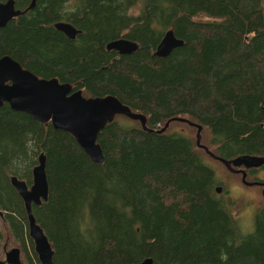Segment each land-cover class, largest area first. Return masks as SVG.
I'll return each instance as SVG.
<instances>
[{"label":"trees","instance_id":"obj_1","mask_svg":"<svg viewBox=\"0 0 264 264\" xmlns=\"http://www.w3.org/2000/svg\"><path fill=\"white\" fill-rule=\"evenodd\" d=\"M92 1L105 11L106 32L90 46L94 61L80 75L73 74L75 64L69 57L54 65L42 63L22 44L24 37L49 35L45 30H54L53 22L42 26L35 21L30 28L26 21L9 29L0 45V55L12 56L6 49L9 39L22 61L12 57L42 77H62L81 84L90 95L116 97L143 115L150 129L118 114L97 134L104 160L94 167L110 166L129 193L125 198L94 182L88 168L93 164L70 134L42 135L49 147L46 173L51 187L46 218L50 233L57 231L52 237L59 251L73 246L77 256L72 264H134L146 257L162 264L176 255L183 264H197L204 254L219 253L223 264H264V205L254 213L253 229L242 234L226 204L216 197L218 183L195 136L192 142L166 130L173 118L182 117L208 131L210 150L219 157L264 156L262 0H124L123 11L118 0ZM59 2L49 0L42 9L48 15L53 11L52 18ZM75 3L79 11L85 7L84 13L89 8L85 0ZM116 8L127 18L123 28L112 17ZM60 14L58 20L74 18ZM167 29L184 43L160 58L154 49ZM122 35L136 41L138 48L127 55L107 52L106 44ZM40 47L48 50L49 45ZM167 120L166 128L158 131ZM32 124L24 113L0 107L5 131L19 132ZM122 208L141 224L132 225L134 220L125 219ZM84 212L99 227L95 238L73 232L75 224L85 222ZM132 245L137 247L131 257Z\"/></svg>","mask_w":264,"mask_h":264},{"label":"rangeland","instance_id":"obj_2","mask_svg":"<svg viewBox=\"0 0 264 264\" xmlns=\"http://www.w3.org/2000/svg\"><path fill=\"white\" fill-rule=\"evenodd\" d=\"M75 1L76 0H60L58 9L54 13V17L51 18V16L53 15V11L48 15L47 11L45 12L43 11L44 9H42V5L47 6L49 0H37L36 6H33L32 9L29 8L31 6V0H14L19 9L23 10L24 8L28 7L29 10L26 9L24 14L13 21H9L4 27L0 28V45L3 44L5 37H9L7 35L8 31H10L9 29L12 28L13 31L14 29L20 28L21 25L26 21L30 28H33V26L35 28V24H33L35 23V21H41L42 23H40V25L42 26L46 25V23L51 24L53 22L54 26V23L60 21L58 20L56 13L58 15L61 11L62 14L60 15L62 16H74V18L67 20V22L71 23L74 28L78 30V34L74 38V41L72 40L71 45H68V43L63 40V38H66V36L55 28L54 30H45V35H47V33L49 32V35H47L46 37L37 36L36 39L24 37L22 39V44L26 46V49L28 48L27 50L29 54H31L35 60L39 59V62L42 63L44 62L46 64L54 65L57 64L58 60H62V62H64L66 58L69 57L73 60V64H75L73 65V74L80 75L82 70L85 71L86 64H91L92 61H94L93 54L92 52L90 53V51L92 50L90 49V46L93 44V42L96 41L99 36L104 35L106 32V27L103 23V19L105 18V11H101L100 9L98 10V8L93 4L95 2H93L92 0H85V6H89V8H86V12L84 13L85 7L82 11H79L78 5L75 3ZM79 1L82 2L83 0ZM123 1L124 0H118L119 8L121 7ZM262 6L264 15V0H262ZM38 7H40L41 9H39ZM119 8L115 9L116 13L113 12L112 17L114 20H117L123 28V26H127L125 24H127L128 21L121 12L123 11V9L120 8V11ZM130 12L137 14L138 11L137 9H131ZM30 28L26 30L27 34L30 33ZM55 31H57V33ZM34 39L35 41L32 42V40ZM6 42V49L11 51L14 58L22 61L18 55L20 51L16 50V48L11 45V41L9 39ZM45 43L46 45H49L48 50L40 47L41 44L44 45ZM8 44L11 47H9ZM59 47L60 50H58ZM60 64L61 63H59L58 65ZM32 70L36 75L42 76L36 70ZM59 78L64 83H71L73 86H77L71 80H66L62 77ZM83 93L84 95H89L86 91H83ZM37 124L39 123H34L28 128L15 133L5 131L0 127V210L1 207L10 205L11 207L19 210L22 213L21 216L24 215L23 209H20L19 206H16L14 202H9L7 200V196L9 194H13L11 188L7 183V178L13 175L21 180L28 181L30 168L35 161L37 150H41L42 152L44 151L45 154L47 151H49L47 142H42L43 133L41 132L40 125ZM166 130L168 132H178L189 138L192 142L194 141L195 128L187 125L186 123L171 121L169 122ZM199 135V142L206 146L209 150H212L213 145H209L208 131L205 128H202ZM203 160L205 161V164L213 170L214 179L218 183V185L216 186H219L221 188L220 191L216 193V197L218 196V198L226 204V208L231 217L235 220L238 230L242 234L250 232L253 229L254 213L256 209L264 205V196L261 195L260 186L255 187L244 185L240 181L239 174H233L227 171L220 162L214 160L204 153ZM87 161L89 162V159ZM90 163L92 164L91 161ZM94 165L96 164H93L92 166L90 165L88 168L90 169V172L94 174L95 177H93V179L96 184H100L103 190L118 194L120 197L125 198L126 196H129V193L124 188V185L119 179V176L111 169L110 166L104 165L101 168H97L94 167ZM257 176L261 179H264V168L258 170ZM245 179L250 180L251 175H247ZM94 191L95 189L93 188V195ZM49 194H51L50 186L48 187L47 197L49 196ZM41 200L42 198H40V201ZM40 201L39 204H33L34 206L30 208L31 215L34 217L38 224L42 225V228H45V231L48 234H51L49 222L46 218L49 217L50 213V208L49 206H47V198L41 203ZM88 204L89 203H87V205ZM68 212H71L69 209V205ZM121 213L125 219L129 221L134 220L132 225L136 226L141 224L140 219L132 217L133 215L126 208H122ZM83 216L85 222L80 221V223L75 224L76 228L73 232H75V234H78L79 236L80 234L84 237L91 235L95 238L98 231L96 230V228L99 227L96 224H92V222L86 217L85 212L83 213ZM24 226V222H22L21 227ZM5 227L6 225L4 223V227L0 228V232L1 229H4ZM97 239L100 240L99 237ZM70 247L65 246L63 247L64 250L62 249V251L58 252V256L55 258L58 259L60 263L65 261L66 264H72V262L74 261L77 255L76 252H74V247ZM135 247L137 246H130L129 255L136 251ZM139 256L135 255V258ZM181 258V256L176 255L174 257H171L167 262L161 261V263L183 264ZM206 259H209V261L206 262ZM222 260L223 256L221 253L212 256L209 254H204L197 264H223Z\"/></svg>","mask_w":264,"mask_h":264},{"label":"water","instance_id":"obj_3","mask_svg":"<svg viewBox=\"0 0 264 264\" xmlns=\"http://www.w3.org/2000/svg\"><path fill=\"white\" fill-rule=\"evenodd\" d=\"M36 0H31V8ZM24 11L16 8L14 0L0 1V28L9 20L21 15ZM54 28L73 39L78 30L68 22L57 21ZM184 41L174 35L172 29L164 31L160 41L154 49V55L160 58L167 57L175 48L182 46ZM138 43L129 38H118L106 44V50H114L119 55L133 53ZM9 82V83H8ZM7 103L16 112L25 113L38 122L50 121L54 128L61 129L70 134L81 151L92 164L100 165L103 160L102 150L96 142L97 133L105 124L111 122L114 115H124L139 121L142 129L150 131L145 126V119L141 114L133 113L129 107L123 105L113 96L85 97L80 90L72 91L69 83H62L56 77L42 78L22 65L9 54L0 56V106ZM195 127V144L204 153L220 162L227 171L239 173L240 181L244 185L263 184L261 195L264 196V183L248 182L245 180L246 168H255L264 164V156L239 154L230 158L215 155L206 146L199 143L201 125L185 118H173ZM167 120L158 131H163ZM45 157L38 154L37 164L31 168V183L26 188L24 180L10 176V182L16 192L21 196L27 215L28 233L33 239L34 247L39 254L41 264H51V251L42 234L41 227L31 215V202L37 204L45 195ZM219 186L214 187L215 192L220 191ZM13 254L11 253L10 256ZM13 258V257H11ZM8 263H17L15 259H7ZM134 264H154L152 258L146 257Z\"/></svg>","mask_w":264,"mask_h":264},{"label":"flooded vegetation","instance_id":"obj_4","mask_svg":"<svg viewBox=\"0 0 264 264\" xmlns=\"http://www.w3.org/2000/svg\"><path fill=\"white\" fill-rule=\"evenodd\" d=\"M4 1V0H2ZM36 3H37V0L34 2L33 6H36ZM16 8H18V6L15 4ZM33 6L30 8L32 9ZM19 9V8H18ZM26 9L29 10L28 7L24 8L23 11L25 12ZM21 10V9H20ZM24 12L22 14H24ZM21 14V15H22ZM19 15V16H21ZM19 16L11 19L12 21L15 20L16 18H18ZM9 20V21H11ZM8 21V22H9ZM62 21V20H60ZM7 22V23H8ZM64 22H67V21H64ZM6 23V24H7ZM69 23V22H68ZM5 24V25H6ZM71 24V23H70ZM4 25V26H5ZM3 26V27H4ZM63 33V32H62ZM64 34V33H63ZM78 34V32H77ZM76 34V35H77ZM65 35V34H64ZM75 35V37H76ZM66 36V35H65ZM67 39H70L66 36ZM118 38H126L125 35L123 36H120ZM118 38H115V39H118ZM113 39V40H115ZM70 40H73L74 41V38L73 39H70ZM107 51V50H106ZM114 50H110V51H107V52H112ZM116 52V51H114ZM117 53V52H116ZM5 54V53H4ZM4 54H1V55H4ZM118 54V53H117ZM0 55V56H1ZM19 62V61H18ZM20 63V62H19ZM21 64V63H20ZM23 67V66H22ZM42 77V76H40ZM55 77V76H53ZM42 78H50V77H42ZM56 78L59 79L60 82H62L60 80V78L58 76H56ZM9 83V82H8ZM64 83V82H62ZM71 84V83H69ZM76 84V83H74ZM77 86H72V91H75V90H80L82 92V95L85 96V97H91V96H95V95H90L89 92H87L84 88V86L82 87L81 84H76ZM83 91H86L89 95H84ZM96 96H101V97H105V96H110V95H96ZM116 98V97H115ZM120 101V100H119ZM122 103V102H121ZM123 104V103H122ZM8 106L7 103H2V106L0 107H4V106ZM124 105V104H123ZM126 106V105H125ZM9 107V106H8ZM11 109V108H10ZM131 111V109H129ZM132 112V111H131ZM22 113V112H21ZM135 113V112H133ZM25 114V113H24ZM139 114V113H138ZM26 115V114H25ZM118 115V114H117ZM116 115L113 116V118L115 117ZM143 116V115H142ZM29 117V116H28ZM144 117V116H143ZM30 118V117H29ZM112 118V120H113ZM32 121H34V123H39L40 125V129H41V132L44 134L45 131L46 133H51V132H60V133H67L61 129H58V128H54L50 121L48 120L47 122L43 123V122H38L32 118H30ZM145 119V118H144ZM111 120V121H112ZM138 121V120H137ZM139 122V121H138ZM106 125V124H105ZM104 125V126H105ZM98 134V133H97ZM97 137V136H96ZM99 145V144H98ZM100 147V146H99ZM101 148V147H100ZM102 150V149H101ZM39 153H42L45 157V164H44V174H45V181H46V186H45V195H44V199H42L40 201V203L42 201H44L46 198H47V191H48V187H49V181L47 179V173H46V165H47V162H46V157H47V154L44 153V151L42 152L41 150H37V153L35 155V161L33 162V165L31 166V168L37 164V157H38V154ZM103 154V153H102ZM31 168H30V174H29V180L28 181H25L26 183V188L29 187V184L31 183ZM261 168H264V164H262L261 166L259 167H255V168H246L244 169V172H245V178L247 175H251V179L250 180H246L248 182H257V183H264V179H261L257 176V172L258 170H260ZM233 174H239V173H233ZM240 175V174H239ZM7 183L9 185V187L11 188V191H12V195L9 194L7 196V200L9 202H14V204L16 206H19L20 209H23L24 210V215L21 216V212L13 207H11L10 205H7V206H3L1 207V210H0V221H1V227H4V223L6 225V227L4 229H1V232H0V237H1V240H0V264H15V263H8L6 258L7 259H15L17 261L16 264H41L40 262V258H39V254L37 253V251L35 250V247H34V243H33V239L30 237L29 233H28V225H27V215H26V211H25V208H24V204H23V200L21 198V196L16 192V190L13 188L11 182H10V178H7ZM262 185L263 184H253V185H248V186H255V187H258L260 186V188L262 189ZM42 198V197H41ZM0 200H1V197H0ZM39 201L37 204H39ZM33 202H31V205H30V208L33 207L34 205H37V204H34ZM3 208V209H2ZM34 218V217H33ZM35 220V219H34ZM24 222V227H21V223ZM36 222V220H35ZM37 223V222H36ZM38 224V223H37ZM40 226V224H38ZM0 227V228H1ZM41 227V226H40ZM41 230H42V234L44 235V238L45 240L47 241L48 245H49V249L51 251V256H50V260H51V264H61L60 261L58 259H56L55 257L58 256V246L55 242V240L53 239L52 235L54 236L55 235V232L57 233V231L55 230L54 233L52 234H48L44 228L41 227ZM13 254L12 256H10V254ZM13 257V258H11ZM139 261V260H138ZM137 261V262H138ZM153 261V260H152ZM136 263V262H135ZM154 263V262H153ZM155 264V263H154Z\"/></svg>","mask_w":264,"mask_h":264}]
</instances>
